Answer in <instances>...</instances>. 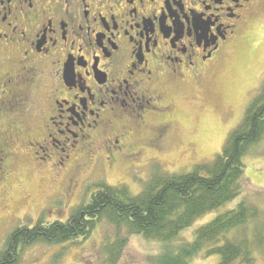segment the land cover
Masks as SVG:
<instances>
[{
	"label": "flooded vegetation",
	"instance_id": "obj_1",
	"mask_svg": "<svg viewBox=\"0 0 264 264\" xmlns=\"http://www.w3.org/2000/svg\"><path fill=\"white\" fill-rule=\"evenodd\" d=\"M261 13L264 0H0V225L20 214L24 160L75 195L95 150L113 171L163 148L169 88L200 85Z\"/></svg>",
	"mask_w": 264,
	"mask_h": 264
},
{
	"label": "rangeland",
	"instance_id": "obj_2",
	"mask_svg": "<svg viewBox=\"0 0 264 264\" xmlns=\"http://www.w3.org/2000/svg\"><path fill=\"white\" fill-rule=\"evenodd\" d=\"M263 83L264 13H261L244 23L237 38L200 85L189 81L169 88L167 95L173 110L167 114V119L175 123V132L172 131L170 140L163 148H144L137 160L128 162L121 159L113 171L107 170L104 154L95 150L91 163H79L78 180L90 176L94 169L98 173L91 177L74 201H71L75 195L69 185L60 181L50 183L41 173L31 171L32 167L26 160L21 166H16L12 185H19V188L13 199L15 204L21 200V204L18 203L19 213H23L17 214L19 216L3 227L0 225V250L4 247L6 234L19 225L31 227L39 220L44 223L64 222L74 208L88 203L101 182L114 187L126 186L132 195H138L151 176L186 173L194 165L210 162L221 152L230 132L242 121L247 107L258 96ZM161 119V116H157L148 125H157ZM139 133L141 142L149 137L146 129ZM251 149L243 159L245 170L242 183L245 189L241 186L237 198L195 221L175 238L176 243L190 241L195 229L216 215L235 208L240 202L257 207L261 216L259 219H264V139ZM115 236L114 228L103 222L90 236L75 243L54 246L36 243L25 248L20 264H109L108 255H105L103 247L101 250V244L106 240L113 241ZM125 236L126 233L122 231L118 235L119 238ZM126 238L125 247L123 245L120 252L112 256L113 264H151L149 257L160 252L157 243L153 245L132 234ZM201 257L191 264H216L219 260L218 256ZM255 264H264V255L256 257Z\"/></svg>",
	"mask_w": 264,
	"mask_h": 264
},
{
	"label": "trees",
	"instance_id": "obj_3",
	"mask_svg": "<svg viewBox=\"0 0 264 264\" xmlns=\"http://www.w3.org/2000/svg\"><path fill=\"white\" fill-rule=\"evenodd\" d=\"M263 139L264 83L210 162L194 165L186 173L151 176L138 195H132L126 186L101 182L88 203L74 208L64 222L39 220L34 226L10 230L0 250V264H20L23 250L36 243H75L103 222L112 226L116 235L113 241L101 244L109 264L114 263L112 256L126 245L129 234L160 246L159 254L149 257L151 264H191L199 256H218L216 264H255L256 257L264 255V219H259L257 207L245 202L195 229L190 241L176 243L175 238L199 218L239 196L241 186L244 188L243 159ZM18 188L12 185L13 196ZM84 189L85 185L80 187L71 201ZM121 231L126 233L123 238L118 237Z\"/></svg>",
	"mask_w": 264,
	"mask_h": 264
}]
</instances>
